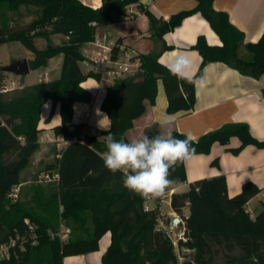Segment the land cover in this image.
I'll use <instances>...</instances> for the list:
<instances>
[{
    "label": "trees",
    "instance_id": "trees-1",
    "mask_svg": "<svg viewBox=\"0 0 264 264\" xmlns=\"http://www.w3.org/2000/svg\"><path fill=\"white\" fill-rule=\"evenodd\" d=\"M141 0H103L100 8H92L80 0H0V46L20 42L33 55L32 71L46 68L50 61L62 57L58 78L41 82L8 99L3 94L7 74L0 64V242L15 229L24 231L26 220L35 226L38 243L26 244L10 259L0 264H63L67 257L86 255L99 250L101 239L111 234V242L102 257V264H179L174 246L167 233L158 229L164 214L160 206L145 208L148 199L123 187L120 172L111 173L104 167V136L112 133L117 139L129 140L127 132L147 110L146 102L155 103L158 82L162 81L168 99V113L190 112L196 104V88L171 75L160 61L159 52L141 55L142 71L117 80L106 88L101 111L107 114L110 127L99 135L85 133V123H74L76 103L92 104L94 95L84 87L92 77L81 69L83 49L95 40L99 28L132 19L129 6ZM192 10L180 11L170 20L145 10L153 37L164 35L178 27L185 18L201 14L223 42L211 46L204 37L193 47L202 62L198 77L206 65L221 62L245 76H264V33L256 43H245V36L234 26L225 12L214 8L215 0H195ZM34 7L36 18L28 25H14L10 13L21 7ZM62 34L61 45L48 44L38 49L35 40L50 39ZM122 44L121 40H117ZM167 49V47H164ZM119 48L115 49V53ZM52 102V112L59 105L61 125L54 128L69 144L60 151L55 166L48 173H58L57 182L32 187L28 202H13L9 195L20 185L22 172L30 165L40 148V128L43 107ZM160 132L149 129L145 135ZM178 139L186 135L173 132ZM233 138L240 140L237 148L228 147ZM227 147L233 154L247 146L264 149L246 123H229L193 140L194 155H207L214 144ZM213 165H218L214 160ZM170 179L185 182V162L170 170ZM253 182L243 185L236 196H229L225 176L204 178L189 185L183 193H174L171 209L184 222L188 246L196 254L182 264H264V207L255 218L247 204L261 193ZM155 200V199H154ZM188 209V215L185 210ZM71 230L67 241L57 234L61 226ZM6 233V234H5Z\"/></svg>",
    "mask_w": 264,
    "mask_h": 264
},
{
    "label": "crops",
    "instance_id": "crops-1",
    "mask_svg": "<svg viewBox=\"0 0 264 264\" xmlns=\"http://www.w3.org/2000/svg\"><path fill=\"white\" fill-rule=\"evenodd\" d=\"M80 1L95 9L103 4V0ZM196 5L195 0H141L128 8L132 19L106 28H99L97 35L105 36L109 41L120 39L126 48L135 50L141 55L159 52L160 61L164 65L178 53L186 52L193 60L194 71L197 74L202 57L193 47L198 39L202 36L211 46L223 45L209 22L201 14H193L185 18L178 27L165 34L160 40L153 37L149 18L144 11V9L150 10L157 17L170 20L172 15L180 11L192 10ZM214 8L229 15L232 24L244 33L245 43H256L263 35L264 0H215ZM58 59L61 61L62 57ZM50 71V69H45L43 73L47 74ZM202 76L206 84L202 89L196 88L194 109L190 112L178 113L179 118L173 126V132L177 131L185 135L190 133L193 140H197L202 135L226 124L246 123L250 126L252 135L264 142V76L259 79L245 76L221 62L206 65ZM82 87L94 95V100L92 104H75L74 123L87 124L85 133L96 136L110 127L107 114L101 111L106 89H103V84L95 79L86 80L82 83ZM146 106V113L137 119L133 129L127 132L129 140L145 135L151 128L162 131L155 122L157 112L166 111L168 113V99L162 81L158 82L155 103L152 105L147 101ZM51 112L52 102L48 101L42 109L39 126L44 130L41 134H49L52 138L55 136L54 128L61 125L60 106L55 108L52 116ZM44 143L49 142L44 141ZM239 146L240 140L233 138L228 147L237 148ZM214 160L218 161V165L212 164ZM185 167L187 180L173 183L169 190H174V193L186 192L189 185L197 180L225 176L228 194L231 197L238 195L247 182H253L262 189L261 193L246 206L252 218H255L264 207V149L247 146L240 153L233 154L227 151L226 146L216 143L209 154L193 155L185 162ZM162 213L166 223L178 216L172 209L168 214L163 211ZM185 213L188 215L189 210L186 209ZM102 241H105L104 248ZM110 242V233H107L101 239L98 251L78 256L81 257L82 262L80 263L102 264V257ZM73 259V257H67L64 263L66 261L70 264L77 263Z\"/></svg>",
    "mask_w": 264,
    "mask_h": 264
},
{
    "label": "clouds",
    "instance_id": "clouds-1",
    "mask_svg": "<svg viewBox=\"0 0 264 264\" xmlns=\"http://www.w3.org/2000/svg\"><path fill=\"white\" fill-rule=\"evenodd\" d=\"M167 71L179 80L202 89L206 80L197 76L191 57L178 53L165 65ZM179 118L178 113L157 112L156 124L162 129L156 135H142L132 140L117 139L112 133L104 136L106 150L103 152L104 167L111 173L122 174L123 187L145 199L163 197L174 183L170 170L178 163L190 160L196 152L193 136L185 139L173 135V126Z\"/></svg>",
    "mask_w": 264,
    "mask_h": 264
},
{
    "label": "built area",
    "instance_id": "built-area-1",
    "mask_svg": "<svg viewBox=\"0 0 264 264\" xmlns=\"http://www.w3.org/2000/svg\"><path fill=\"white\" fill-rule=\"evenodd\" d=\"M130 14V13H129ZM106 41H108L106 43ZM86 46L91 48L83 49V59L80 62L81 69L85 74L92 75V78L97 80L101 84H105L106 88L113 84L117 80H122L128 76H134L135 74L142 71L143 60L141 54L135 50L126 48L123 44H118L117 40H108L105 36L97 35L95 40L86 44ZM119 48V51L115 53V49ZM48 81V78L45 79ZM10 84H14L13 81L9 85H5L2 90L3 93L9 92L11 90ZM15 85V84H14ZM41 141H48L57 145L59 150H63L65 147L62 143L69 144L65 141L62 135H55L51 138L49 134H45L40 138ZM58 173H44L39 178V183H52L59 181ZM22 185L15 186L11 191L9 198L12 201H17L20 197ZM174 194V190H167L163 197L156 198V205L162 206L166 201L171 207V198ZM150 200L145 203V208L148 210L154 206L150 204ZM264 201V198H263ZM179 217V216H177ZM180 218V217H179ZM27 229L24 231L15 229L9 233L7 239L0 242V263L4 260L11 258L13 254H17L18 250L25 251L26 244L29 242L32 244H37L38 239L35 233V226H33L29 220H26ZM158 229L163 230L167 233L172 241L173 246L176 247L178 253L181 255L180 258L184 261L189 260L192 256L196 254V249L189 247L188 244L191 239L186 235V230L184 227V222L180 218V224L173 227L168 225L164 220H160L158 223ZM71 234V230L62 225L61 229L57 234L53 236H58L62 241H67ZM172 234L175 235L173 239Z\"/></svg>",
    "mask_w": 264,
    "mask_h": 264
},
{
    "label": "rangeland",
    "instance_id": "rangeland-1",
    "mask_svg": "<svg viewBox=\"0 0 264 264\" xmlns=\"http://www.w3.org/2000/svg\"><path fill=\"white\" fill-rule=\"evenodd\" d=\"M36 18V12L34 7H21V9L18 12L10 13V19L11 23L14 25H21L25 26L30 24L34 19ZM66 40V37L62 34L59 35H53L50 37V39L45 38H38L35 40V44L38 49H45L48 44L53 45H61ZM108 41H106L107 43ZM28 59L29 62H32L33 55L30 51H28L20 42H14V43H8L5 45L0 46V64L1 66H9L11 63L21 60V59ZM62 62L57 58L55 60H51L50 64L41 70L31 71V73L26 77H20L16 76L14 74H8L7 75V81L6 85H9L11 81L15 84H10L11 90L9 92L3 93L7 95L8 99H12L18 95H20L23 91L29 90L32 86L41 83V82H49L54 80L55 78H58L61 73L62 68ZM50 66V67H49ZM45 69H50V72H47V74H44L43 71ZM136 75V74H135ZM48 78V81H45V79ZM89 79H94L90 77ZM88 80V79H87ZM103 89H106V85L103 84ZM1 121V119H0ZM87 127V124H86ZM44 136L43 134H40V138ZM40 142V148L33 156L30 165L22 172L21 174V182L25 183L22 186L20 197L17 201H23L28 202L32 195V187L37 185H47L46 183H39V178L42 174L48 172L49 166H55L57 163V159L60 156V151L56 144L54 143H44V141ZM62 146H66V144L62 143ZM21 183V184H22ZM15 201V202H17ZM14 202V201H13ZM150 204L152 206L156 205V201L154 199L150 200ZM162 211L165 214H168L170 211V207L168 205V201H166L161 206ZM62 227V226H61ZM66 227V226H65ZM67 228V227H66ZM61 229V228H60ZM6 234V233H5ZM111 237V234H110ZM173 239H175V235L172 234ZM107 240V237H106ZM105 241H102V246L104 248ZM175 254L178 258L179 264H182L184 260L180 258V254L178 253V250L174 246ZM74 262H77L75 264H81V257L73 256ZM217 264H224V261H222V257L218 258ZM69 261H66L63 264H70Z\"/></svg>",
    "mask_w": 264,
    "mask_h": 264
},
{
    "label": "water",
    "instance_id": "water-1",
    "mask_svg": "<svg viewBox=\"0 0 264 264\" xmlns=\"http://www.w3.org/2000/svg\"><path fill=\"white\" fill-rule=\"evenodd\" d=\"M4 71L8 74H14L16 76L20 77H26L30 74L31 72V67L28 59L24 58L21 60H17L13 63H11L9 66H4L3 67ZM0 122V126H1ZM180 224V218L175 217L171 220L168 221V225H172L173 227L177 226Z\"/></svg>",
    "mask_w": 264,
    "mask_h": 264
}]
</instances>
